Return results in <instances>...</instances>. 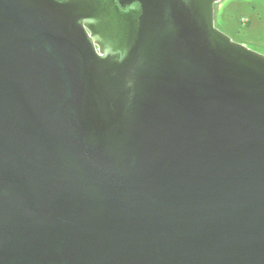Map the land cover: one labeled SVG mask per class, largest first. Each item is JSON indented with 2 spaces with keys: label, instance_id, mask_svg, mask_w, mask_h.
I'll list each match as a JSON object with an SVG mask.
<instances>
[{
  "label": "water",
  "instance_id": "95a60500",
  "mask_svg": "<svg viewBox=\"0 0 264 264\" xmlns=\"http://www.w3.org/2000/svg\"><path fill=\"white\" fill-rule=\"evenodd\" d=\"M224 0H0V264H264V55Z\"/></svg>",
  "mask_w": 264,
  "mask_h": 264
},
{
  "label": "rangeland",
  "instance_id": "374dc122",
  "mask_svg": "<svg viewBox=\"0 0 264 264\" xmlns=\"http://www.w3.org/2000/svg\"><path fill=\"white\" fill-rule=\"evenodd\" d=\"M215 26L235 43L264 55V0H224L216 5Z\"/></svg>",
  "mask_w": 264,
  "mask_h": 264
}]
</instances>
